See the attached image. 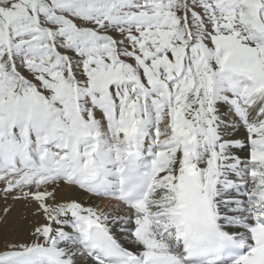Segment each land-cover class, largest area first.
Returning a JSON list of instances; mask_svg holds the SVG:
<instances>
[{
    "label": "snow or ice",
    "instance_id": "snow-or-ice-1",
    "mask_svg": "<svg viewBox=\"0 0 264 264\" xmlns=\"http://www.w3.org/2000/svg\"><path fill=\"white\" fill-rule=\"evenodd\" d=\"M0 199V264H264V0H0Z\"/></svg>",
    "mask_w": 264,
    "mask_h": 264
},
{
    "label": "bare ground",
    "instance_id": "bare-ground-1",
    "mask_svg": "<svg viewBox=\"0 0 264 264\" xmlns=\"http://www.w3.org/2000/svg\"><path fill=\"white\" fill-rule=\"evenodd\" d=\"M6 206H11L12 210L7 216L0 219V244L9 240L27 239L31 224L23 217L29 215V213L24 210L21 203L9 200L6 205L4 200L0 199V215H2V211ZM29 219H31L30 216ZM124 243L125 246L132 248L128 242L125 241Z\"/></svg>",
    "mask_w": 264,
    "mask_h": 264
}]
</instances>
